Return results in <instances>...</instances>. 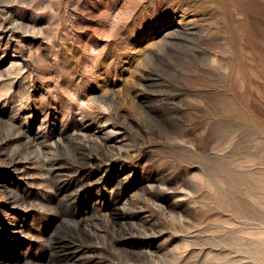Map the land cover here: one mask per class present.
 <instances>
[{"label":"rangeland","instance_id":"374dc122","mask_svg":"<svg viewBox=\"0 0 264 264\" xmlns=\"http://www.w3.org/2000/svg\"><path fill=\"white\" fill-rule=\"evenodd\" d=\"M2 223L0 264H264V0H0Z\"/></svg>","mask_w":264,"mask_h":264},{"label":"bare ground","instance_id":"6f19581e","mask_svg":"<svg viewBox=\"0 0 264 264\" xmlns=\"http://www.w3.org/2000/svg\"><path fill=\"white\" fill-rule=\"evenodd\" d=\"M21 124V123H20ZM20 130H21V128H20ZM25 131V130H24ZM20 132V131H19ZM22 132V131H21ZM26 132V131H25ZM31 133V132H30ZM19 134H21V133H19ZM29 134V133H28ZM25 136V135H24ZM28 136V138H27V143L28 144H30V145H33V147L34 146H36V148L34 147V149H35V152L36 153H40V154H43V157H45V159L43 160V161H45V165H47L46 167V170H48L49 169V171H64L65 170V168H64V166H62L61 164H59L60 162H59V160L57 159L56 160V158H53V157H49L48 155H47V153L46 152H44V150L40 147V146H38V144L36 145V143H33V140H32V138L30 137V135H27ZM88 136V135H87ZM60 139H61V137H60ZM26 146H29V145H26ZM19 147V146H18ZM18 147H17V149H18ZM57 148V147H56ZM16 149V150H17ZM52 149H54V148H52ZM51 149V150H52ZM15 151V150H14ZM18 151V150H17ZM22 152V151H21ZM21 152H20V154H21ZM30 152H31V150H30ZM32 152L33 153H35L33 150H32ZM50 152V151H49ZM48 152V153H49ZM53 152H54V150H53ZM32 153V154H33ZM35 153V154H36ZM18 152H15V153H13V154H10L9 156H8V158H9V160H8V163L9 164H11V166L13 167V168H15V169H21L23 166H22V163H21V155H20ZM35 154H33V155H35ZM53 156H56V155H53ZM42 157V156H41ZM60 158V157H59ZM38 159V158H37ZM63 160V159H62ZM88 160H89V158H88ZM98 160V159H97ZM85 162V161H84ZM91 163V162H90ZM96 164V163H95ZM90 165V164H89ZM68 166V165H67ZM99 166H100V164H99ZM45 167V166H44ZM69 169V168H68ZM76 169V168H75ZM49 171L47 172V173H49ZM73 171V170H72ZM72 173V172H71ZM73 174V173H72ZM57 175V174H56ZM68 175H69V178H70V174L68 173ZM66 176V175H65ZM86 176V175H85ZM56 177H59V176H56ZM72 178V177H71ZM86 178V177H85ZM61 180H62V178H60ZM75 179H78V177H75ZM87 179H90V178H87ZM81 180V179H80ZM76 181V180H75ZM77 182V181H76ZM75 182V183H76ZM60 183V182H59ZM87 184L88 182H84V184ZM90 183V182H89ZM74 184V183H73ZM118 184V183H117ZM119 184H120V182H119ZM70 186H72V181H63L62 182V184L60 185V188L62 189H67V188H69ZM79 186H83V184H79ZM116 186V185H115ZM79 191V190H78ZM11 202V201H10ZM70 208V207H69ZM75 212V211H74ZM73 212V213H74ZM114 212V211H113ZM109 213V212H108ZM115 218H122V219H125V218H130V219H132L133 218V216L132 215H129V216H126V215H121L120 214V212H118L117 210L115 211ZM113 216V215H112ZM114 217V216H113ZM79 220V219H78ZM116 221V220H115ZM14 223V222H13ZM72 223V222H71ZM77 224L79 223V222H76ZM135 223V222H134ZM97 224V223H96ZM80 225V224H79ZM132 225V224H131ZM5 224H1L0 225V227H3V228H5ZM12 226V225H11ZM16 228V227H15ZM15 232V231H14ZM20 232H21V229H20ZM145 232V231H144ZM23 233V232H22ZM146 234V233H145ZM147 235V234H146ZM13 236V235H12ZM6 241L5 240H1L0 241V250H4V247H3V243H5ZM68 246V249L70 248L69 247V244H67ZM54 246V245H53ZM78 247V246H77ZM150 251V250H149ZM3 254V256L2 255H0V262H4V261H6V260H10L11 258H10V256H9V254L8 253H5V252H3L2 253ZM69 255H73V256H71V258H77V254H67L66 256L67 257H69ZM80 258V257H79ZM79 258H77V259H79ZM81 259V258H80ZM83 261V260H82ZM81 261V262H82ZM85 263H87V262H84L83 261V264H85Z\"/></svg>","mask_w":264,"mask_h":264}]
</instances>
